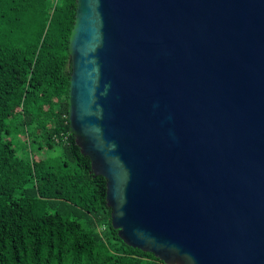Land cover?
I'll return each mask as SVG.
<instances>
[{
	"label": "water",
	"instance_id": "obj_1",
	"mask_svg": "<svg viewBox=\"0 0 264 264\" xmlns=\"http://www.w3.org/2000/svg\"><path fill=\"white\" fill-rule=\"evenodd\" d=\"M69 132L112 226L166 264H264V0H77Z\"/></svg>",
	"mask_w": 264,
	"mask_h": 264
},
{
	"label": "trees",
	"instance_id": "obj_2",
	"mask_svg": "<svg viewBox=\"0 0 264 264\" xmlns=\"http://www.w3.org/2000/svg\"><path fill=\"white\" fill-rule=\"evenodd\" d=\"M77 0H0V264H166L112 226L105 177L69 132ZM42 152L21 155L13 138Z\"/></svg>",
	"mask_w": 264,
	"mask_h": 264
},
{
	"label": "rangeland",
	"instance_id": "obj_3",
	"mask_svg": "<svg viewBox=\"0 0 264 264\" xmlns=\"http://www.w3.org/2000/svg\"><path fill=\"white\" fill-rule=\"evenodd\" d=\"M11 138L14 139L17 148L19 149V153L21 155L30 156V153L35 154L34 159L38 162L39 158L42 157V152H38L36 150V146H30L29 141H25L24 132L20 127L13 130ZM42 159V158H41Z\"/></svg>",
	"mask_w": 264,
	"mask_h": 264
}]
</instances>
